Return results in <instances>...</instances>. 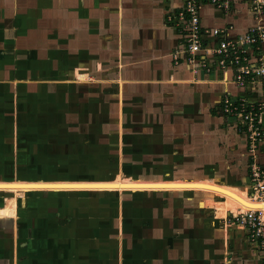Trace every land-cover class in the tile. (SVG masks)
Listing matches in <instances>:
<instances>
[{
    "label": "crops",
    "instance_id": "crops-1",
    "mask_svg": "<svg viewBox=\"0 0 264 264\" xmlns=\"http://www.w3.org/2000/svg\"><path fill=\"white\" fill-rule=\"evenodd\" d=\"M252 3L233 0L228 12L206 6L202 24L226 28L233 38L243 35L264 25V10L255 14ZM182 5V0H0V100L12 106L15 99L42 105L54 88L56 97L49 98L50 105L63 106L64 98L88 104L91 89L103 88L110 93V104L120 108L118 120L131 114L136 129L149 131L141 134L149 139L146 145L141 141L146 156L150 150L169 158L182 152L216 168L247 166L246 131L222 114L221 101L224 95L263 100L262 92L258 87L239 88L231 72L216 65L210 71L194 72L185 64L181 37L166 23L167 15ZM209 39L216 44V38ZM76 72L87 74L88 80H76ZM85 94L88 101H83ZM258 150L256 161L264 163V144ZM153 180V192L204 193L205 208L187 206L185 201L192 198L186 194L172 197L167 205L159 198L150 208L142 205L139 213L151 216L152 227L159 226L158 235L166 232L167 258L159 246L164 242L149 244V252L135 250L134 257L150 253L151 264H262L264 253L249 241L247 230L226 220L228 214L238 216L259 206L248 189L208 178ZM202 209L214 210L215 217L208 220ZM29 243L23 249L31 252ZM2 247L0 264H16L14 256L3 257ZM147 257L138 264H147ZM36 264L64 263L56 258Z\"/></svg>",
    "mask_w": 264,
    "mask_h": 264
},
{
    "label": "rangeland",
    "instance_id": "rangeland-1",
    "mask_svg": "<svg viewBox=\"0 0 264 264\" xmlns=\"http://www.w3.org/2000/svg\"><path fill=\"white\" fill-rule=\"evenodd\" d=\"M76 80L86 82L88 75L76 72ZM56 91L48 90L43 102L56 97ZM109 94L91 89V103L64 98L63 106L52 100V105H29L15 99L14 106L0 100V218H13L0 219L3 257L14 256L16 264L28 258L34 264L56 258L64 264H138L148 256L151 264L150 253L134 257L135 250L149 252V244L164 242L159 246L167 258L166 232L158 235L157 223L152 227L151 216L139 209L150 208L156 198L167 205L180 194L192 198L185 201L187 206L205 208L206 196L153 192V179L208 178L248 189L256 198L251 177L259 150L249 148L247 166L239 168H216L182 152L169 158L150 150L146 156L141 141L146 145L149 139L141 134L149 131L136 129L131 114L118 120L120 108L110 104ZM87 98L85 94L83 101ZM259 165L264 169V163ZM201 211L208 220L215 217L212 209ZM226 220L240 225L232 214ZM25 243L31 252L23 249Z\"/></svg>",
    "mask_w": 264,
    "mask_h": 264
},
{
    "label": "built area",
    "instance_id": "built-area-1",
    "mask_svg": "<svg viewBox=\"0 0 264 264\" xmlns=\"http://www.w3.org/2000/svg\"><path fill=\"white\" fill-rule=\"evenodd\" d=\"M182 1L179 10L167 15L166 23L181 37L185 64L194 72L210 71L215 65L225 72L230 71L239 88L254 91L258 87L264 98V25L251 27L233 38L226 28L213 29L202 24V11L206 6L228 12L233 8V0ZM252 1V11L261 14L264 0ZM210 36L216 38V44L210 41ZM221 112L238 121L246 131L252 152L264 144V99L224 95ZM251 180L256 197L264 200V169L257 161L252 166ZM234 217L247 230L249 241L264 253V214L252 212Z\"/></svg>",
    "mask_w": 264,
    "mask_h": 264
},
{
    "label": "bare ground",
    "instance_id": "bare-ground-1",
    "mask_svg": "<svg viewBox=\"0 0 264 264\" xmlns=\"http://www.w3.org/2000/svg\"><path fill=\"white\" fill-rule=\"evenodd\" d=\"M258 201H259V206L255 207L253 209H250V210L246 211V213H243V214H240V215H246V214H250L252 212H261V213L264 214V200L258 199Z\"/></svg>",
    "mask_w": 264,
    "mask_h": 264
}]
</instances>
